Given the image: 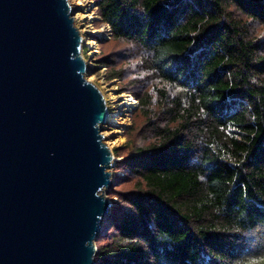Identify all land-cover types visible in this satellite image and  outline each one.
Listing matches in <instances>:
<instances>
[{
	"label": "trees",
	"instance_id": "16d2710c",
	"mask_svg": "<svg viewBox=\"0 0 264 264\" xmlns=\"http://www.w3.org/2000/svg\"><path fill=\"white\" fill-rule=\"evenodd\" d=\"M93 2L139 102L96 263L264 264V0Z\"/></svg>",
	"mask_w": 264,
	"mask_h": 264
},
{
	"label": "water",
	"instance_id": "95a60500",
	"mask_svg": "<svg viewBox=\"0 0 264 264\" xmlns=\"http://www.w3.org/2000/svg\"><path fill=\"white\" fill-rule=\"evenodd\" d=\"M83 48L68 0H0V264H97L119 161Z\"/></svg>",
	"mask_w": 264,
	"mask_h": 264
},
{
	"label": "rangeland",
	"instance_id": "374dc122",
	"mask_svg": "<svg viewBox=\"0 0 264 264\" xmlns=\"http://www.w3.org/2000/svg\"><path fill=\"white\" fill-rule=\"evenodd\" d=\"M70 1V0H68ZM73 1V0H72ZM86 1H90L92 3L93 0H86ZM70 3V2H69ZM86 3V2H85ZM92 14H94V20L92 22L93 25V32H95L94 34H91V36H88L89 38L92 39V41L96 42L98 45V53L95 54V56L93 55L91 58L88 56V48H83L82 49V56L84 57V59L86 60L88 67H89V75L87 76V80L92 82L94 85H96L100 91L102 92V94L104 95V92L102 90V85L101 82L105 81L107 83V85H109L112 89L113 92L115 93L116 97H117V103L115 104L114 108H111L109 110L110 112H116L119 113L121 112L120 115V121H122V124L124 126H116L113 125L111 123H108L106 125H102V134L105 137V143L108 145L109 141L111 140L110 138L112 137V134L114 135L113 137L117 136V139H121V143L120 146L118 145L117 147H115L114 149H112L115 159L116 161H121L122 159L120 158V156L117 154V151L119 150H123L124 148H126V146L129 143V134L132 131L133 127H134V110L137 108L139 102L136 99V101L138 102L137 106L134 108H127L123 106V98L124 96H122L123 94L126 93H120V88H121V80H113L110 81L107 78V68L103 66V64L100 63V58L102 57L103 52L104 53H110L114 50H118V49H124L125 45L122 44L120 46L116 45L115 42H113L111 40L112 36L110 34V28L107 25H102L101 24V18L98 16L97 13V9H93V5L91 7ZM79 13H82L83 10H78ZM78 28L80 27V25H76ZM99 31V32H97ZM85 37V34H84ZM83 37V38H84ZM95 38H98L101 40V42H98L97 40H95ZM116 46V47H114ZM121 50V51H122ZM116 81V82H114ZM127 95V94H126ZM114 115V114H112ZM119 120V118H118ZM111 134V135H110ZM112 137V138H113ZM138 143H140L142 141V137L139 136V138H137ZM117 162L114 167L112 169L109 170V172L112 173V185L109 188L104 189V196L107 197L108 199H110L114 204L118 203V198L114 195L116 192H118L120 189H116V184L119 180V178L122 175V172L119 171L121 166H118L117 164L119 163ZM113 208V207H112ZM112 208H111V213H112Z\"/></svg>",
	"mask_w": 264,
	"mask_h": 264
},
{
	"label": "bare ground",
	"instance_id": "6f19581e",
	"mask_svg": "<svg viewBox=\"0 0 264 264\" xmlns=\"http://www.w3.org/2000/svg\"><path fill=\"white\" fill-rule=\"evenodd\" d=\"M69 2L72 7L73 14H74L75 24L80 25L79 29L83 37L85 34V37L83 38V45L85 48H88V56L91 58L93 55L95 56V54L98 53L97 43L92 41V39L88 37V36H91V34L95 33L93 32V25H92V22L95 18L94 14H92L93 10L91 9L93 4L90 1H86V0H73V1L70 0ZM78 10H83V12L79 13ZM101 85H102V90L104 92L105 101L107 102L108 108L110 110L111 108L115 107V104L117 103V97L115 93L113 92V89L109 85H107L105 81H102ZM122 100H123V106L127 108H134L138 104L136 99L131 95H127V96L125 95ZM120 115H121V112L119 113L110 112L108 114V123H111L116 126H124L122 124L123 120L120 119ZM113 136L114 135L112 134V137ZM112 137L110 138L111 140L108 143V147L111 150L117 147L118 145L120 146V143H121V139H117V136L113 138Z\"/></svg>",
	"mask_w": 264,
	"mask_h": 264
},
{
	"label": "clouds",
	"instance_id": "9594fccd",
	"mask_svg": "<svg viewBox=\"0 0 264 264\" xmlns=\"http://www.w3.org/2000/svg\"><path fill=\"white\" fill-rule=\"evenodd\" d=\"M97 14V13H96ZM109 27V26H108ZM110 28V27H109ZM108 105V104H107ZM98 249V248H97Z\"/></svg>",
	"mask_w": 264,
	"mask_h": 264
},
{
	"label": "built area",
	"instance_id": "2783aa9c",
	"mask_svg": "<svg viewBox=\"0 0 264 264\" xmlns=\"http://www.w3.org/2000/svg\"><path fill=\"white\" fill-rule=\"evenodd\" d=\"M97 15V14H96Z\"/></svg>",
	"mask_w": 264,
	"mask_h": 264
}]
</instances>
